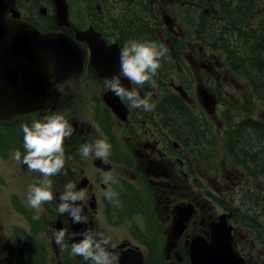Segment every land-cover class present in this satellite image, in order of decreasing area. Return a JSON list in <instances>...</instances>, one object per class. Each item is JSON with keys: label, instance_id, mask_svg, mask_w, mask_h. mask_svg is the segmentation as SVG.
Here are the masks:
<instances>
[{"label": "flooded vegetation", "instance_id": "obj_1", "mask_svg": "<svg viewBox=\"0 0 264 264\" xmlns=\"http://www.w3.org/2000/svg\"><path fill=\"white\" fill-rule=\"evenodd\" d=\"M4 2L10 19L30 22L43 32H62L72 39L78 30L94 26L95 33L109 46L117 43L120 48L125 40L120 33L110 31L109 23L112 18H122L132 23L140 40L161 41L172 48L173 56L166 63L177 76H156L155 89L148 84L139 87L122 82L130 89L136 87L141 97L150 95L154 105L151 111L129 109L104 86L105 78L117 72L96 71L92 62H98L97 56L92 57L93 49L87 42H80L85 48L80 73L67 79L53 76L52 86L45 90L49 95L47 102H39L30 110L20 109L0 121V264H10L13 255L12 264H23L36 257L40 264H89L82 257L71 255V244L81 239L79 233L85 225L73 224L68 214L56 211L68 182L75 184L77 190H87L86 199L79 202L88 218L87 226L112 238L120 253L119 264H137L142 259L141 264H194L191 244L200 237L211 241L214 223L220 228L213 232L221 230L222 225L230 228L232 245L245 264H264V225L260 215L255 214L257 224L248 226L254 213L253 207L247 206L250 196L252 205L254 200L261 203L254 207L262 206L264 214V176L259 180L247 169L241 170L248 191L237 203L232 197H225L223 191L232 161L247 158L232 153L231 146L238 127L235 119L249 114V88L234 83L223 65L213 62L216 52L222 55L218 47L209 44L196 49L184 43L186 34L205 38L202 25L186 11L210 14L206 3L211 0H132V13L122 14H117L119 5L115 1L67 0L65 24L57 16L55 0ZM187 5L192 8L187 9ZM96 15H100V20L94 19ZM203 51L205 58H201ZM186 58L192 68L185 67ZM201 65L212 76H217V67L222 69L223 78L230 83H213L201 71ZM204 91L218 100L213 113L202 98ZM251 96L255 99L253 93ZM117 105L122 106L116 109ZM56 113L62 114L75 131L64 141V169L50 177L55 199L43 204L39 219H34L37 212L28 205L27 189L42 176L18 164L12 154L15 150L22 155L25 152L22 124L30 126L34 120ZM203 132L205 138H201ZM101 138L111 144L108 162L94 156L84 158L80 146ZM230 169L240 170L236 164ZM105 172H111L119 183H102ZM234 189L240 190L239 185H234ZM109 190L116 193L118 206L105 198L104 193ZM181 208H187L186 214L190 215L184 228L179 227ZM2 224L11 232L16 246ZM61 228L66 232L63 250L55 244L52 234L53 229ZM248 232L256 242L248 244L245 237L249 234H244ZM19 241L24 249L19 248Z\"/></svg>", "mask_w": 264, "mask_h": 264}, {"label": "clouds", "instance_id": "obj_2", "mask_svg": "<svg viewBox=\"0 0 264 264\" xmlns=\"http://www.w3.org/2000/svg\"><path fill=\"white\" fill-rule=\"evenodd\" d=\"M168 55L169 49L162 42L137 39L126 41L120 49L119 73L112 75L111 78H105V88L125 102L129 109L153 110L150 95L141 97L136 87L131 89L126 87L122 83V78L131 85L143 87L148 84L155 89L157 87L155 77L162 67V61L166 60ZM21 128L25 152L22 155L20 150H15L12 158L18 164L26 165L29 171L38 172L42 176V179L35 181L27 189L28 205L37 212L34 219H39V213L43 211L42 205L55 199L53 181L50 177L60 174L64 169V141L72 136L75 129L62 114L58 113L43 120H34L30 126L22 124ZM79 151L84 158L94 156L107 163L111 144L104 138L96 139L91 143L82 144ZM102 183L118 184L119 181L111 172H105ZM104 195L109 203L119 205L116 193L112 190L106 191ZM86 196L87 190H77L72 182L64 186V191L59 196L60 202L56 211L61 215L68 214L73 224L85 225L79 233L81 239L71 244V255L80 256L89 264H119L120 253L112 238L87 226L88 218L79 203L84 201ZM52 234L55 244L63 250L65 230L53 229Z\"/></svg>", "mask_w": 264, "mask_h": 264}, {"label": "water", "instance_id": "obj_3", "mask_svg": "<svg viewBox=\"0 0 264 264\" xmlns=\"http://www.w3.org/2000/svg\"><path fill=\"white\" fill-rule=\"evenodd\" d=\"M55 3L59 19L65 18L66 1L55 0ZM2 13L0 10V107L8 104L16 111L30 110L37 103L49 100L45 90L52 86L50 80L54 74L66 78L82 71L84 51L63 33H44L27 22L6 19ZM96 63L94 60L93 64ZM32 70L34 83L28 85ZM98 72L103 74L100 67ZM211 227V241L200 237L191 244L194 264H245V259L235 252L233 237L228 235L230 229L223 236L220 229L213 232L220 225L214 223Z\"/></svg>", "mask_w": 264, "mask_h": 264}, {"label": "trees", "instance_id": "obj_4", "mask_svg": "<svg viewBox=\"0 0 264 264\" xmlns=\"http://www.w3.org/2000/svg\"><path fill=\"white\" fill-rule=\"evenodd\" d=\"M83 1L88 3L93 2V0ZM230 1L231 4L227 5L224 11L231 22L221 24L218 30L219 32L210 30L211 36L209 38L213 39L211 43L214 46L224 48L225 41L233 40L235 34L239 35V38H236V40L241 44V52L237 53L236 49L229 51L226 56V62L239 78L250 81L252 84L254 90L253 94L257 97V99L254 100L252 96L249 95L247 99L249 111L252 112L258 105H264V26L262 29L258 28L253 32L248 24V30L241 31L237 24L240 23V18L244 16L243 10L240 9L239 12H235L236 6L233 0ZM245 1L249 10L251 7L250 1ZM109 24L110 31L120 33L122 40L124 39L125 42L132 39L140 40V38L137 37L138 31L135 30L132 23H127L124 19L119 18L111 21ZM211 25V23H203L202 27L205 26L209 28ZM131 31L132 38L129 37ZM225 34H228V36H225ZM243 42L249 46V49L243 45ZM167 58H169V55ZM163 63L164 61H162V67L157 74L160 78H165L166 76ZM235 122L238 123V127L231 146L232 153L235 151L237 156L247 157L245 164L252 175L264 176V123L257 122V118L255 117L253 121L243 120L241 122L235 120ZM258 204L261 203L254 200V205ZM254 205H252L251 202L253 208ZM253 213L254 214L251 215L249 219L250 223H256L258 219L257 215H255V211ZM27 263L40 264V259L36 257L32 260H28Z\"/></svg>", "mask_w": 264, "mask_h": 264}, {"label": "bare ground", "instance_id": "obj_5", "mask_svg": "<svg viewBox=\"0 0 264 264\" xmlns=\"http://www.w3.org/2000/svg\"><path fill=\"white\" fill-rule=\"evenodd\" d=\"M93 3V2H92ZM1 11H3V16L6 17V19H8V13L5 10V8H1ZM95 20H100V15H96ZM119 19V18H112V21ZM108 21H111V19H108ZM96 29L94 26H91L87 29L84 30H78L76 33V38L73 39V43L75 44V46H77L80 50L84 51V47L80 44V42H87L89 44V46L93 49V52L95 54V56H97L98 62L96 64H92V66L94 67V69L96 71H99V67H101L102 65L106 66V70L108 72L112 71V72H119V66L118 65V58L120 55V46L117 43H114L113 46H109L106 42V40L99 34V33H95ZM172 49V48H171ZM169 49V50H171ZM173 53V52H172ZM171 75H175V73H171ZM176 76V75H175ZM122 105H117L115 108H120ZM23 109V108H20ZM19 109V110H20ZM18 110V111H19ZM18 111H16L14 108H12L10 105L8 104H3L2 107H0V121L4 120L5 118H9L10 116H12V114L17 113ZM241 166V165H240ZM243 169H247L248 170V174H251V171L249 170V168L247 167V165L245 164V166H241ZM236 168L239 169V165L236 164ZM263 176V175H260ZM1 197V194H0ZM186 209L187 208H181L180 211V217H179V221H180V226L181 228H184V226L186 225V223L189 221L190 219V215L186 214ZM241 213V212H240ZM221 223V222H220ZM4 227V230L6 233L10 234V242H12L15 245V239L12 236L11 232L6 231L5 229V225H1V228ZM228 229H230L228 227ZM228 229H226L223 225L221 228V231L223 232V236L224 234L227 233ZM16 246V245H15ZM15 255H13L11 261L13 262ZM9 261V262H11ZM11 262V264H12ZM232 263V262H231ZM23 264H28L27 261Z\"/></svg>", "mask_w": 264, "mask_h": 264}, {"label": "rangeland", "instance_id": "obj_6", "mask_svg": "<svg viewBox=\"0 0 264 264\" xmlns=\"http://www.w3.org/2000/svg\"><path fill=\"white\" fill-rule=\"evenodd\" d=\"M95 1L103 2L104 0H93V3ZM105 1L106 2H111L112 0H105ZM262 9H264V5H262L260 7V12L262 11ZM263 26H264V15H260L258 20L255 22L254 26L251 27V30L254 32L258 28L262 29ZM202 30H203V32L205 33V35L207 37L211 36V31H210V29L208 27L203 26ZM129 37L132 38V31H131V33H129ZM159 42H161V41H159ZM188 43H190V42H188ZM243 45H245V47H247L249 49V46L246 45L245 42H243ZM172 56H173V53H172L171 50H169V57H172ZM166 60H164V63H163V68L166 71L165 78H167V76H169L171 73H175V75L177 76V72L167 65ZM215 69H216V66H215ZM216 73H217V76H212V75L208 74L207 77L210 78V79L213 78L215 81L222 79V77H223L222 69H219L217 67ZM233 78H234L235 81H238L239 83L244 84L242 79H239V78H237L235 76H233ZM252 92H254V90H253L252 85H251L249 87L248 94L252 93ZM248 112H249V114L245 118H243V119H235V120L241 121V122L243 120H251V121H253L254 120V115H258L259 114V116L257 118V122L264 123V105H259L257 107V109H256L254 114L252 112H250L249 109H248ZM1 125L2 124L0 123V127H1ZM206 136H207L206 133L203 132V135H202L201 138H205ZM230 157H232V154L230 155ZM89 158H93V157H89ZM239 169L240 170H238L237 172L234 169H230L229 170L228 179L226 178L227 186H226V189H223L225 197H229V196L232 197L233 200L235 201V203L239 202L241 196L244 195V192L247 190V188L244 186L243 181L241 179V176H242L241 170H243V168L240 165H239ZM0 172H1V169H0ZM252 176H255V175H252ZM255 177H258V179L260 180L261 176H255ZM260 182L261 181H258V183H260ZM262 184H264V183H262ZM234 185H239L240 190H237V189L235 190L234 189ZM0 199H1V197H0ZM251 202H252V198L250 196H248L247 206L251 207ZM261 208H262V206L254 207L252 210H253V212L255 211L256 214L260 215V219H261L260 222L264 225V214H261ZM255 225H256L255 223H248V226H255ZM5 229H6V231H8V228H7L6 225H5ZM244 234H249V232L248 233H244ZM245 238L248 239V241H249L248 244H252V243L256 242V240H252V236L250 234H249V236H247ZM247 239H245V240H247ZM257 244H258V242H257ZM18 246L21 249H24V247H25L23 242H21V241L18 242ZM0 252H3V250H0ZM255 258H256V256H255ZM11 262H9V263L11 264Z\"/></svg>", "mask_w": 264, "mask_h": 264}]
</instances>
